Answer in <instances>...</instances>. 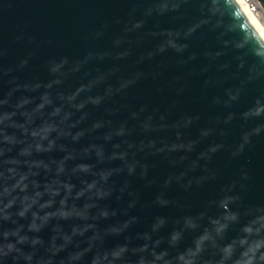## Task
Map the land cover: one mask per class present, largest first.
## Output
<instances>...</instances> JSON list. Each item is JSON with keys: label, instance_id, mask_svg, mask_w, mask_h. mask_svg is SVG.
I'll return each instance as SVG.
<instances>
[{"label": "clouds", "instance_id": "clouds-1", "mask_svg": "<svg viewBox=\"0 0 264 264\" xmlns=\"http://www.w3.org/2000/svg\"><path fill=\"white\" fill-rule=\"evenodd\" d=\"M114 2L125 14L100 19L71 54L48 56L44 78L14 73L59 44L20 32L24 56L9 64L0 40V264H264V202L246 201V169L191 199L225 174L217 154L228 153L227 168L264 142V0ZM148 79L171 93L163 110L125 102ZM158 165L163 178L150 175ZM135 180L156 189L151 201ZM173 186L184 195L169 197ZM153 206L177 214L133 232V210Z\"/></svg>", "mask_w": 264, "mask_h": 264}, {"label": "water", "instance_id": "water-1", "mask_svg": "<svg viewBox=\"0 0 264 264\" xmlns=\"http://www.w3.org/2000/svg\"><path fill=\"white\" fill-rule=\"evenodd\" d=\"M125 6L114 2V0H0V40L3 41L4 46L8 48L9 54L5 58L6 63L16 64L18 60L24 56V50L14 42L15 35L20 32H25L30 35H35L39 39L52 40L54 45L59 44V47H51L45 49L41 56L30 63L26 68L14 73L21 81L31 80L34 77H45L41 65L44 60L55 54H71L80 46V36L87 29L98 23V21L105 16L117 14L124 15ZM149 23V27H151ZM159 23L161 27L171 26L167 18H160ZM108 44L109 41H103ZM164 59L168 62V58H157V60ZM132 65V60L123 62V70L129 71ZM151 64H145V70L150 71ZM167 76V74H166ZM160 81H153L151 79L141 81L138 86L133 89L128 97L126 103L132 106L148 104L152 107H157L163 110L165 106L164 97L171 96V93L160 91ZM6 87L0 83V92L6 91ZM19 95V93L17 94ZM256 95L254 89L248 91L240 104L236 107V111H243L247 108ZM182 105L186 110H193L197 106L188 102L182 101ZM201 121V125H203ZM240 123L237 122L231 129L232 135L228 137V142L238 139L241 128ZM196 129L192 130L195 134ZM229 155L226 152L217 154L214 161V166L224 170V175L216 182L198 189L196 194L191 197L194 203H199L208 197L214 195L219 186L226 183L229 174L232 172H239L241 168L246 169L252 177L250 181V189L246 194V201L261 203L264 202V142H257L253 151H246L245 154L235 160H231L227 168L226 162L229 161ZM167 167L165 165H158L155 167L150 175L163 178L167 174ZM133 187L142 192L141 199L143 201H151L153 199L155 188L149 190L143 187V181L135 180ZM169 197L175 198L184 195L178 188L173 186L168 190ZM111 208L123 209L126 203H118L115 199L108 202ZM133 214L141 217L142 223L135 225L133 232L143 231L147 228L145 218L149 220L151 217L159 214L165 216H175L177 214L175 209H161L157 206L140 208L133 210ZM123 216L118 219H123ZM44 239L48 238V233L45 231L41 234Z\"/></svg>", "mask_w": 264, "mask_h": 264}]
</instances>
